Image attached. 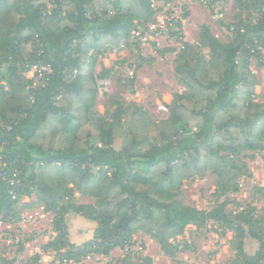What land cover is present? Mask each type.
<instances>
[{"label":"trees","instance_id":"1","mask_svg":"<svg viewBox=\"0 0 264 264\" xmlns=\"http://www.w3.org/2000/svg\"><path fill=\"white\" fill-rule=\"evenodd\" d=\"M153 1L171 0H51L50 6L0 0V216L13 214L19 196L42 203L54 213L56 233L44 248L65 249L69 257L108 255L137 231L172 257L170 239L186 226L225 219L234 231L233 263L264 264V218L223 215L224 205L214 215L180 202L183 180L207 171L221 191H230L248 174L243 151L262 148L264 101H250L258 81L249 65L251 57L264 65V0H248L257 17L236 21L227 43L207 26L198 46L181 43L176 72L189 93L172 96L166 119L153 121L133 102L101 116L92 110L97 85L90 52L119 48L135 20H153ZM199 48L207 49L208 60ZM37 63L50 64L53 73L25 78ZM74 191L96 202L67 208L96 226L93 240L76 252L61 206ZM244 224L257 243L252 255L245 251ZM0 264L12 261L0 258ZM122 264H151V258L134 263L126 254Z\"/></svg>","mask_w":264,"mask_h":264},{"label":"rangeland","instance_id":"2","mask_svg":"<svg viewBox=\"0 0 264 264\" xmlns=\"http://www.w3.org/2000/svg\"><path fill=\"white\" fill-rule=\"evenodd\" d=\"M48 6L51 0H46ZM169 4V5H168ZM155 9L153 20L146 25H158L164 17H169L171 8L182 14V22L177 36L171 35L173 28L161 29L145 41H133L135 26L142 22L134 21L128 38L119 48L104 51H91L93 54L92 75L97 85V93L92 110L108 117L118 107L130 103L140 106L153 121L166 119L168 103L175 93L188 94L189 90L176 72V57L183 41L198 46L202 26H207L220 42L232 39V25L239 19H256L257 12L248 0H214V4L200 0H171L152 2ZM106 48V47H103ZM171 50H167V49ZM264 55V48H260ZM199 52L208 60L207 49ZM264 63V59H263ZM250 70L258 83L250 97L252 102L264 101V65L250 58ZM107 76L99 78L103 72ZM131 77L133 81H131ZM103 82V83H102ZM247 164L248 174L238 178L237 185L223 192L216 176L210 172L201 176L185 178L180 192V202L184 206L198 210L212 211L215 215L218 207L224 205L225 215L239 214L243 217L264 218V142L262 148L245 150L241 154ZM62 203L66 210L70 203L74 205H96L95 198L77 191ZM68 209L65 214L69 243L75 244L72 252L85 248L84 244L93 240L94 221ZM0 225V258L12 261V264H30L35 258V246H44L56 236L53 229L54 213L45 209L39 202L32 203L28 196L17 197L14 211ZM246 238L244 247L252 255L257 243L250 236L245 224ZM234 231L227 220L208 219L203 225H188L182 233L170 242L176 247L175 255H166L157 240L143 231H137L128 243L116 246L108 255L87 253L71 257L75 264H122L126 254L131 262L140 263L145 256L151 258V264H234L235 251L230 247ZM51 253L55 252L50 251Z\"/></svg>","mask_w":264,"mask_h":264},{"label":"built area","instance_id":"3","mask_svg":"<svg viewBox=\"0 0 264 264\" xmlns=\"http://www.w3.org/2000/svg\"><path fill=\"white\" fill-rule=\"evenodd\" d=\"M203 3H208L213 5L214 0H200ZM169 5V4H168ZM178 22H182V14L178 13L176 9L171 8V14L169 17H164L161 20V23L158 25H146V24H138L135 26V31L133 33V41H145L149 37H151L154 32L168 28H176L175 25ZM53 73V68L50 64L37 63L34 64L30 69L26 70L23 73V76L27 79H32L35 75L38 79H45L46 76ZM103 83V82H102ZM5 219L0 216V225L3 224ZM49 249H45L44 246H35L34 248V256L37 257L35 262L30 264H75L71 257L67 256V250L62 249L58 252L51 253Z\"/></svg>","mask_w":264,"mask_h":264}]
</instances>
